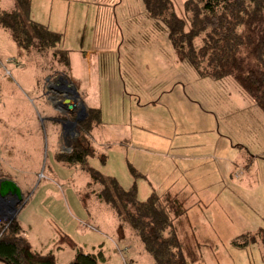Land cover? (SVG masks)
I'll return each instance as SVG.
<instances>
[{
	"label": "rangeland",
	"instance_id": "rangeland-1",
	"mask_svg": "<svg viewBox=\"0 0 264 264\" xmlns=\"http://www.w3.org/2000/svg\"><path fill=\"white\" fill-rule=\"evenodd\" d=\"M14 1L0 0L2 8ZM174 1L175 12L182 15L185 1ZM51 2L34 0L32 12L38 20L60 23L63 48L75 54L71 68L83 77L92 100L98 102L101 91L115 93L113 118L118 121L108 117L91 131L96 152L88 166L105 178L115 177L127 190L135 184L139 200L153 189L177 193L188 207L178 227L197 241L192 246L198 260L189 264H264L262 110L230 79L199 78L192 65L178 61L163 24L145 13L141 0ZM91 51L90 74L82 56ZM60 69L50 55L25 53L8 30L0 29V167L22 192L24 203L16 216L23 234L33 250L53 252L56 264H68L79 249L100 253L99 264H154L136 231L129 225L120 228L113 209L96 197L101 183L78 162L57 157L70 152L56 121L54 82L48 80ZM178 88L201 112L183 109ZM137 99L141 123L155 121L158 132H195L181 141L202 149L199 165L184 168L181 161L166 159L167 150L152 145L149 149L163 153L147 159L128 146L135 128L131 123L137 120L130 105ZM62 234L74 245H62ZM251 235L255 241L238 245Z\"/></svg>",
	"mask_w": 264,
	"mask_h": 264
},
{
	"label": "trees",
	"instance_id": "trees-1",
	"mask_svg": "<svg viewBox=\"0 0 264 264\" xmlns=\"http://www.w3.org/2000/svg\"><path fill=\"white\" fill-rule=\"evenodd\" d=\"M182 15L175 12L174 0H141L145 13L163 24L178 61L192 65L199 78L222 82L230 79L244 97L249 98L264 113V0H184ZM33 0H15L12 7L2 8L0 29L9 31L12 41L25 53L40 52L51 56L62 66L53 71L54 78L71 74L70 51L63 48V33L32 16ZM198 40V43H196ZM53 79V78H52ZM88 115L77 123L79 136L68 148L70 152L57 157L67 162H78L101 183L95 193L121 220L120 228H133L154 264H189L197 261L194 236L180 231L178 225L185 218L188 207L177 193L165 188L152 190L144 200L137 196L135 184L129 190L112 176L88 166L95 155L90 140L91 131L102 124L99 107H87ZM74 115L71 116V120ZM106 156H101L105 162ZM9 176L0 167V178ZM24 201V198H23ZM264 240V230L261 233ZM239 246L256 240L247 236ZM62 245H74L69 235L62 234ZM68 264H99L100 253H85L80 249ZM0 264H56L53 252L33 250L23 234L17 216L13 220L0 217Z\"/></svg>",
	"mask_w": 264,
	"mask_h": 264
},
{
	"label": "crops",
	"instance_id": "crops-1",
	"mask_svg": "<svg viewBox=\"0 0 264 264\" xmlns=\"http://www.w3.org/2000/svg\"><path fill=\"white\" fill-rule=\"evenodd\" d=\"M34 1V0H33ZM54 1L56 0H52V2L50 4L54 5ZM32 16L35 20H38L35 18L33 12H32ZM40 22H43L45 24H49L50 27L54 28L57 31H62L63 29L60 27V23H55L52 21H48L47 18L46 20H38ZM64 38V36H63ZM63 44H66V41L64 39ZM73 52V51H72ZM74 55L73 53H71L70 56V60H71V65H72V60H74ZM80 57V56H79ZM81 58V57H80ZM82 58L86 59L88 66L86 65V63H82V67L83 68H88L90 74L92 73V63H93V51L91 52H84ZM71 82H73L76 87L78 92L80 93V97L78 98V101L80 102V104H84L85 107H99L101 109L102 112V123L104 121H106V118L111 117L113 120L117 123L118 119L113 118L116 116L117 113V105L115 104L114 101H112V97L115 95V93H106L104 92H100L99 94V101L97 102L96 100H92V96L89 93V91H87L84 86H83V77H80L76 74L75 70H74V66H72L71 68V77H70ZM49 82L50 80L53 82L55 81L54 78L52 79H48ZM54 85V83L52 84ZM220 88L222 89L221 85ZM181 89V88H180ZM178 88V90H180ZM184 93H181L180 90V95L177 97L178 102L182 104L183 109H185L188 113H192L193 111L196 112H201L192 102V97L190 98V95H187L188 93H186V90L183 89ZM50 93L52 94L53 97H56L57 100L56 103H59L60 101L62 102V98H63V94L64 93H57V92H53L50 91ZM185 94V95H183ZM103 96L105 97V99L103 100ZM111 96V99L108 101V98ZM130 98V100H133V96H128ZM140 100L137 99L135 101L136 105H138V107H136L135 104H133V102L130 105V109L133 108V105L136 109V116H137V120L133 119V117L130 115L129 117H131L133 119V122L131 124H133V126L135 128H132L131 130V136L129 137V144L128 146L131 148H134L137 151H142V153L144 154V157H146L147 159H150V157H154L155 155H159L161 156V154L163 152H158L155 151L154 149H149L150 146L152 145L154 148L159 149V150H167L168 153H166L167 157L166 159L168 161H175V160H179L181 161V163H183L185 165L184 168H187L188 166H197L200 163V160L202 157H204V153L202 151V149L195 144H192V141H186L184 142V144H182V138L186 139L185 136L182 135H190L193 134L195 132L192 133H184V132H174V133H164V132H158L155 128H158V124L155 123V121H152L151 119L149 120H143L144 122L141 123L139 120L142 121V118H140V110L139 107L140 105ZM146 108H150V106L146 107ZM156 108V106H155ZM134 111V110H133ZM135 113V112H133ZM60 114V113H59ZM138 121V124H136L135 122ZM104 124V123H103ZM154 127L152 130L150 127ZM134 130V132H133ZM140 135V136H139ZM139 136V143L136 140V137ZM67 137V135H66ZM78 137V136H77ZM76 137V138H77ZM65 138V137H64ZM191 139V138H190ZM182 144V145H181ZM69 150V149H68ZM115 175V174H113ZM121 181V180H120ZM127 182V181H125ZM122 185L125 186V183L123 181H121ZM140 187V186H139ZM152 192V191H150ZM151 194V193H150Z\"/></svg>",
	"mask_w": 264,
	"mask_h": 264
},
{
	"label": "water",
	"instance_id": "water-1",
	"mask_svg": "<svg viewBox=\"0 0 264 264\" xmlns=\"http://www.w3.org/2000/svg\"><path fill=\"white\" fill-rule=\"evenodd\" d=\"M54 82V85L50 86V91L57 93H64L62 102L60 101V105L66 104L67 114L78 113L76 118L73 119L71 124H73V135L76 137L79 136V132L77 131V123L84 120V118L88 115L86 112V107L84 104H80L78 98L80 97V93L77 90L76 85L69 81L63 74L57 77ZM54 100H57L56 97H53ZM81 107L79 112L83 114V117H79V112H76L78 107ZM58 108V107H57ZM60 114L64 113L63 110L58 108ZM71 142L67 145L69 146ZM23 197L22 192L18 185L10 180L9 178L2 177L0 178V216L1 219L4 220H13V218L17 215L19 208L23 205Z\"/></svg>",
	"mask_w": 264,
	"mask_h": 264
},
{
	"label": "flooded vegetation",
	"instance_id": "flooded-vegetation-1",
	"mask_svg": "<svg viewBox=\"0 0 264 264\" xmlns=\"http://www.w3.org/2000/svg\"><path fill=\"white\" fill-rule=\"evenodd\" d=\"M56 106L58 108H60L61 110H63L64 113L60 114L58 117H56V121L59 122V125H61V130H62V135H64V146L67 145L69 142H72L75 138V135H73V124H71V122L73 120H71V116L74 115V119L76 118L78 113H73V114H67L65 112H67V107L66 104H62V106L60 105V103H57ZM80 106L76 109V112H79L80 110ZM79 117L82 118L83 114L79 112ZM66 135H69L70 139H67ZM68 146V145H67Z\"/></svg>",
	"mask_w": 264,
	"mask_h": 264
},
{
	"label": "built area",
	"instance_id": "built-area-1",
	"mask_svg": "<svg viewBox=\"0 0 264 264\" xmlns=\"http://www.w3.org/2000/svg\"><path fill=\"white\" fill-rule=\"evenodd\" d=\"M239 173L236 174V177H238Z\"/></svg>",
	"mask_w": 264,
	"mask_h": 264
}]
</instances>
